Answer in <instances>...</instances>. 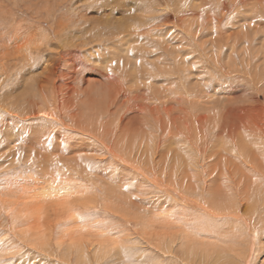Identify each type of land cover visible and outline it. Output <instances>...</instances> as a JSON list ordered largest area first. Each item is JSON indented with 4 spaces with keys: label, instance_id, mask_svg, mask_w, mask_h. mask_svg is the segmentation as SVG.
<instances>
[{
    "label": "rangeland",
    "instance_id": "obj_1",
    "mask_svg": "<svg viewBox=\"0 0 264 264\" xmlns=\"http://www.w3.org/2000/svg\"><path fill=\"white\" fill-rule=\"evenodd\" d=\"M132 261L264 264V0H0V264Z\"/></svg>",
    "mask_w": 264,
    "mask_h": 264
},
{
    "label": "bare ground",
    "instance_id": "obj_2",
    "mask_svg": "<svg viewBox=\"0 0 264 264\" xmlns=\"http://www.w3.org/2000/svg\"><path fill=\"white\" fill-rule=\"evenodd\" d=\"M165 2H167V3H169L168 1H165ZM180 2V1H179ZM174 24V23H173ZM167 26V25H166ZM98 35V34H97ZM96 35V36H97ZM144 52V51H143ZM105 60V59H104ZM103 60V61H104ZM109 62V61H108ZM106 63H107V61H106ZM134 66H136V65H134ZM108 69V68H107ZM110 70V69H109ZM114 75V74H113ZM106 77V76H105ZM108 84H109V86H110V90H112L114 93L117 91L116 89H113L112 87L114 86V85H118V83L117 82H115V80H111L110 78H109V82H108ZM32 86H34V85H32ZM120 87V86H119ZM122 87V86H121ZM112 92V93H113ZM27 94V93H26ZM54 98V97H53ZM46 100H48V99H46ZM112 102V101H111ZM31 108V107H30ZM32 111V110H31ZM37 112V111H36ZM35 112V113H36ZM54 112V111H53ZM52 112V113H53ZM109 112V111H108ZM107 112V113H108ZM34 113V114H35ZM38 114V113H37ZM75 118V117H74ZM91 120V119H90ZM104 122V121H103ZM107 122H109V121H107ZM122 122V121H121ZM83 123V122H82ZM91 124V121H89V125ZM93 126H96V125H94V124H92ZM108 126V124H105V123H100L99 122V124H98V126H97V129H95V131L97 132V133H99L100 135L101 134H104V133H106V134H111V130L109 129V127H107ZM90 128H91V126H90ZM96 128V127H95ZM122 129H123V126H121V124L120 125H118V131H120V137L122 136L121 134H122ZM195 134V133H194ZM109 136V135H108ZM112 136V135H111ZM122 138V137H121ZM107 142V141H106ZM42 146V145H41ZM72 148V147H71ZM54 149V148H53ZM157 158V157H156ZM189 158V157H188ZM201 159V158H200ZM50 163V162H49ZM129 166V165H128ZM197 166V165H196ZM111 174V173H110ZM112 175V174H111ZM143 176V175H142ZM217 177V176H216ZM52 184V183H51ZM170 186V185H169ZM50 188V187H49ZM74 189V188H73ZM160 189V188H159ZM117 198V197H116ZM36 199V198H35ZM80 199V198H79ZM100 199V198H99ZM61 202V201H60ZM60 204V203H59ZM93 204V203H92ZM61 206H62V204H61ZM67 206V205H66ZM63 207V206H62ZM110 208V207H109ZM130 208V207H129ZM195 208V207H194ZM61 209V208H60ZM230 211V210H229ZM249 211V210H248ZM121 213V212H120ZM123 216V215H122ZM186 229H187V227H186ZM184 230V229H183ZM181 231V230H180ZM191 232V231H190ZM40 234V233H39ZM36 236H38V235H36ZM40 236V235H39ZM189 236V235H188ZM216 236V235H215ZM174 238V237H173ZM214 238V237H213ZM171 239V238H170ZM39 240L41 241V238L39 237ZM187 240H189V238L187 239ZM164 241V240H163ZM162 241V242H163ZM193 241H194V243H195V240L193 239ZM44 241H41V244L43 243ZM40 244V243H39ZM162 244V243H161ZM197 244H199V243H197ZM170 245V244H169ZM189 245V244H188ZM200 245V244H199ZM203 246V245H202ZM191 247V246H190ZM189 247V248H190ZM201 247V246H200ZM199 247V248H200ZM195 249H197V248H195ZM201 249H204V247L203 248H201ZM178 250V249H177ZM198 250H200V249H198ZM202 251V250H201ZM191 252V251H190ZM189 253V252H188ZM187 253V254H188ZM191 254H193L194 255V253H192L191 252ZM177 255V254H176ZM117 256V255H116ZM187 262V261H186ZM195 262V261H194Z\"/></svg>",
    "mask_w": 264,
    "mask_h": 264
},
{
    "label": "snow or ice",
    "instance_id": "obj_3",
    "mask_svg": "<svg viewBox=\"0 0 264 264\" xmlns=\"http://www.w3.org/2000/svg\"><path fill=\"white\" fill-rule=\"evenodd\" d=\"M63 194H64V192H63V190H62V191L60 192V195L62 196ZM54 196H55V184L53 185V197H54ZM44 198L47 199L48 196L45 195ZM84 219H85L84 217H81V222H84ZM196 223H197L196 221H193L192 224L189 225V227H190V228H193V230H195L193 226H194ZM97 227H99V225H95V226H94V228H97ZM86 230H87V229H85V231H86ZM106 235H108V236H116V233H115V232H106ZM124 252H125V256H127L128 253H127V250H126V249H124ZM131 264H135V262L132 261Z\"/></svg>",
    "mask_w": 264,
    "mask_h": 264
}]
</instances>
